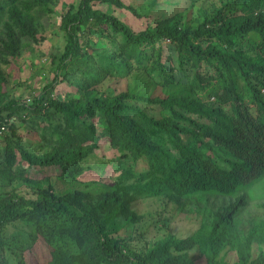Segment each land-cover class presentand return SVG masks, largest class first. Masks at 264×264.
Segmentation results:
<instances>
[{
    "label": "trees",
    "instance_id": "16d2710c",
    "mask_svg": "<svg viewBox=\"0 0 264 264\" xmlns=\"http://www.w3.org/2000/svg\"><path fill=\"white\" fill-rule=\"evenodd\" d=\"M104 2L138 17L119 0L69 5L59 18L64 42L50 59V82L28 104L0 102L2 178L21 179L29 188L0 192V264H194L196 258L203 264H264L262 255L249 258L248 239L233 243L232 263L219 255L230 240L226 218L235 206L187 236L168 234L144 251L114 236L116 216L132 214V198L213 195L238 203V194L264 175V0H225L194 26L163 18L138 32L95 6ZM3 8L9 31L1 45L9 55L19 36L41 39L32 18L51 12L48 0H0ZM133 70L146 72L155 85H181L188 94L94 92L106 76L122 78ZM57 82L76 95H53ZM154 109L162 116L149 112ZM25 114L56 120L36 122L38 150L27 149L17 133L14 120L25 123ZM99 140L118 153L112 183L55 192L48 177L75 180ZM140 159L143 167L135 171ZM19 222L21 231L7 236L5 227ZM262 230L264 221L253 232Z\"/></svg>",
    "mask_w": 264,
    "mask_h": 264
},
{
    "label": "rangeland",
    "instance_id": "374dc122",
    "mask_svg": "<svg viewBox=\"0 0 264 264\" xmlns=\"http://www.w3.org/2000/svg\"><path fill=\"white\" fill-rule=\"evenodd\" d=\"M77 1L48 0L50 13L42 14L37 18L32 15L35 35L41 39L37 38V41H33L19 36L13 55H9L1 45L9 31L6 27L8 23L6 9L3 8L0 12V102L12 99L17 103L28 104L40 92L41 87L50 82L54 68L50 59L59 53L64 42L63 32L59 29V18L69 5L75 7ZM119 1L130 5L137 12L138 17L111 3H97L95 6L105 13L116 16L133 32H138L163 18H174L178 25L194 26L203 15L210 14L212 10L219 8L225 0H199L192 5H189L187 0ZM11 30L17 33L16 28L12 27ZM94 39L95 37H92L89 41ZM99 45L104 46L105 43L100 41ZM251 53L253 54L252 51ZM93 89L97 95L101 96H112L127 89L135 91L143 89L146 94L160 97L188 94V90L181 85L152 84L149 76L142 70H133L122 78L106 76ZM53 95L66 97L76 93L74 88L66 82H57L53 85ZM149 112L156 117L162 116V113L158 115L155 109ZM191 117L198 121H205L194 114ZM22 119L25 123L18 119L14 120L18 125L17 133L20 135V140L27 149L38 150L40 141L38 134L34 133L36 122L54 123L56 120L30 114H25ZM117 159L118 153L115 149L107 141L99 140L86 158L80 162L82 172L75 180L56 176H50L48 180L58 194H65L74 189L87 190L93 186L109 185L115 176ZM141 167H143V160L140 159L133 168L138 171ZM3 171V142L0 137V192L10 189L24 192L29 189L25 182L18 178L6 183L7 181L5 182L2 178ZM238 195L242 197V202L237 203L236 197L213 195L178 200L135 197L130 199L127 205L132 214L116 216L115 223L118 228L114 236L126 238L127 244L133 250L144 251L154 241L168 234L175 237L187 236L207 226L213 217L235 206L228 214L230 218H226V222L231 226V234L228 236L230 240L224 242L225 246L219 255H222L226 262L232 263L237 257L236 246L233 243L242 245V242L248 239L249 258L254 259L259 255L264 258V230L257 236L253 232L258 224L264 221V175ZM21 227L20 222L13 226L8 225L4 229L5 234L13 236L17 231H21ZM249 233L251 237L248 236ZM194 264H203V260L196 258Z\"/></svg>",
    "mask_w": 264,
    "mask_h": 264
}]
</instances>
